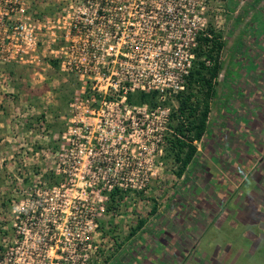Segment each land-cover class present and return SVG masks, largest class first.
Returning a JSON list of instances; mask_svg holds the SVG:
<instances>
[{"label": "built area", "instance_id": "built-area-1", "mask_svg": "<svg viewBox=\"0 0 264 264\" xmlns=\"http://www.w3.org/2000/svg\"><path fill=\"white\" fill-rule=\"evenodd\" d=\"M214 4L64 0L52 5L53 15H34L28 0H0V64L45 65L79 82L70 103L69 137H63L68 154L54 171L64 181L45 190L51 201L53 194L77 196L48 207L37 191L36 204L19 213L27 217L17 223L20 247L7 251L11 264H93L107 204L115 197L119 206L118 198L142 191L155 174L170 103L188 88L200 38L212 39L210 28L219 33L210 20L220 12ZM142 95H155L159 104L133 101ZM93 129L100 137L92 136ZM105 132L115 136L103 138Z\"/></svg>", "mask_w": 264, "mask_h": 264}, {"label": "rangeland", "instance_id": "rangeland-1", "mask_svg": "<svg viewBox=\"0 0 264 264\" xmlns=\"http://www.w3.org/2000/svg\"><path fill=\"white\" fill-rule=\"evenodd\" d=\"M59 1L64 0H31L32 13L53 15L52 5ZM215 1L220 12L210 20L219 27L225 49L222 76L215 84L217 97L211 100L208 134L203 141L195 142L198 154L180 177V166L169 145L173 137L180 139L174 130L179 121L171 118L169 131L156 152L155 174L147 187L118 198L123 201L119 206L116 200L107 204V215L99 220L101 235L96 239L100 254L127 244L124 232L103 226L107 223L104 220L118 219L121 229L130 234L139 221L152 219L170 232L159 231L162 238L167 235L168 244L156 243L163 248L156 249L161 261L152 257L154 264H165V254L169 264H264V211L255 209V199L248 208L240 204L257 180L250 179L235 191L253 166L264 172V106L258 108L255 97L262 92L256 93V85L264 79V0ZM78 83L75 77L45 65L0 64V264H11L7 251L20 247L16 244L17 223H25L27 217L19 213L24 208L29 212L27 207L36 204L38 195L48 207L73 201L77 196L73 192L65 198L63 193L58 198L53 194L55 200L51 201L52 195L45 190L64 181L54 171L61 155L68 154L63 137H69L70 103ZM139 100L133 101L140 104ZM178 101L170 103L172 115L179 109ZM149 103L152 107L159 104L157 98ZM98 133L93 129L92 136L100 137ZM114 136L103 133V138ZM253 138L259 141L255 146ZM182 141L187 142V138ZM236 150L238 157L234 156ZM261 181L256 184L261 187L257 191L264 197V178ZM163 214L175 217L174 222L165 224ZM246 215L256 220H247ZM153 250L133 246L132 252L136 253L132 259L137 260L136 264H148L150 255L143 258V252ZM140 252L143 254L136 257ZM130 256L129 251L125 253L126 258ZM19 263L25 264V260ZM119 263L131 264L128 259Z\"/></svg>", "mask_w": 264, "mask_h": 264}, {"label": "trees", "instance_id": "trees-1", "mask_svg": "<svg viewBox=\"0 0 264 264\" xmlns=\"http://www.w3.org/2000/svg\"><path fill=\"white\" fill-rule=\"evenodd\" d=\"M212 39L200 38L197 51L198 61L189 78L186 92L179 96V109L172 115V120L179 123L174 127L177 134L187 138L182 141L177 137L169 140L170 150L174 154L175 163L180 166L178 175L181 177L185 170L193 163L198 154L195 142H201L207 135L211 100L217 97L216 82L223 71L221 56L225 49V42L220 33H214L210 28ZM204 58L211 60L212 65L206 66ZM140 102L146 103L155 99V95H142ZM115 201V197H112ZM141 228V227H140Z\"/></svg>", "mask_w": 264, "mask_h": 264}, {"label": "crops", "instance_id": "crops-1", "mask_svg": "<svg viewBox=\"0 0 264 264\" xmlns=\"http://www.w3.org/2000/svg\"><path fill=\"white\" fill-rule=\"evenodd\" d=\"M28 1L32 4L31 0H28ZM33 7H34V5H32V10L34 9ZM221 76H222V74L220 75L219 78H221ZM256 86H257V89H258L256 93L260 92L259 90H261L263 92V93L260 92L259 95H257V94L254 93L255 94V97L257 98L256 99L257 105L256 104L255 105L259 108V107H263L264 106V79L261 81V83L258 82ZM254 94H251V98L253 97ZM250 101H252V100H250ZM263 112H264V110H263ZM261 113H262V111H261ZM222 114H225V112L223 111ZM220 129L222 131V128H220ZM250 129H247V130L250 131ZM207 134H208V131H207ZM252 142H253L254 146L259 143L258 139H256V138H253L252 139ZM252 154H254V153H252ZM252 154H250V155H252ZM234 156L235 157H238V151H237V153L234 154ZM259 159L260 158L257 159L258 160L257 162H259ZM253 178L257 180L256 184L257 183H259V184L262 183L261 180L264 178V172L263 171L262 172L261 171L259 172L258 169L256 170L254 168V166H253L250 170H247L246 171V173H245V181H242L238 185V187H235V191H238L239 188L241 189L243 187V185H245L250 179H253ZM256 184L253 183V185H254L253 188L254 189H252V188L251 189L250 188L247 189L248 192H246V194H245L246 196H244L242 198V199L245 200V203L243 202V200L241 198H239V200L241 199L240 204L241 205L242 204H245L244 206H246V208H248V204H253V202L258 201V205L255 206V209L256 210H261V212H263L264 211V205H263L264 204V197L261 196V192L257 191L259 188H261L260 185L258 186ZM261 186H263V185L261 184ZM254 199L256 201H254ZM236 201L239 202L238 200H236ZM161 213H159V214H161ZM175 213L176 212H173L174 215H175ZM164 215L165 214L162 215L163 216L162 219H163V221H164L165 224L171 223V222L173 223L174 222L173 220H175L174 219L175 217L174 218L167 217L168 215L165 217ZM155 216H157V215H155ZM246 216L247 217H245V218L247 220L249 219L252 222H253V220H256L254 217L252 218L250 215H246ZM105 221L107 223L106 224H103V222L105 223ZM244 221L246 223V220L245 219H243V222ZM103 222H102L103 226H107V225L108 226H111V227L113 226L112 228H115L116 230H120V232H124V235L126 236V238H124V241H126L127 244H126L125 247H121L120 249H113L110 252H103V254L102 253L101 254L99 253L98 256L96 257V260L94 261V264H120L119 262L122 261V262L125 263L127 259H128V263L136 264L137 260L136 261L133 260L134 259V254L133 253H136V252H132V247L133 246L134 247L135 246H138L141 250L142 249H149L150 250V247L151 248H154V250L151 253H149L148 251H145V252H143L144 254L140 252V253H137V255H136V257H140L139 254L140 255L143 254V256H142L143 258L146 257L147 255H150L149 259H151V260H149V261H151V262L150 263L148 262V264L153 263L154 260H153L152 257L156 258L158 261H161V259L157 258L158 255L155 254V251H156V249L163 248V247H159L158 245L157 246H155V245H156V243H162V244L167 245L168 244V240L166 239L167 235L166 234H165V236L163 235V238H162L161 237V234L159 233V231H161V232L165 231L167 233H170L169 231H166V230H164V228H162L163 224L161 222L160 223H156V222L153 223L152 219H144V220H141V221L138 222V226L136 227V230H134V229L131 230L130 234H127L125 232V229L124 230L121 229L122 227H121V225H119V222L120 221H118V219H115L114 221H112L111 219H108V221L107 220H104ZM121 222H123V221H121ZM258 222H259V220H258ZM246 224L248 225V222ZM213 240H215V239H213ZM139 242H140V245H138ZM111 246H112V244H111ZM148 246H149V248H148ZM105 248H107V247H105ZM128 251L130 252V255H131L130 257L131 258H126L125 257V253H127ZM165 252H167V250ZM163 256H164V258H166L165 264L171 263V261L168 260L170 258H168V256H166V254L163 255Z\"/></svg>", "mask_w": 264, "mask_h": 264}]
</instances>
